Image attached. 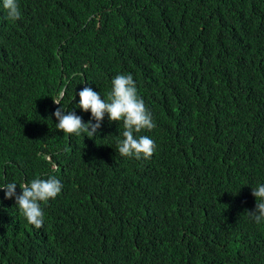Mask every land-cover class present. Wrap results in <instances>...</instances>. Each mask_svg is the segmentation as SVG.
I'll use <instances>...</instances> for the list:
<instances>
[{
  "label": "trees",
  "instance_id": "obj_1",
  "mask_svg": "<svg viewBox=\"0 0 264 264\" xmlns=\"http://www.w3.org/2000/svg\"><path fill=\"white\" fill-rule=\"evenodd\" d=\"M17 3L12 21L0 0V184L63 187L40 231L0 190V264H264L247 215L264 185V0ZM120 74L156 124L135 134L149 160L115 155L107 115L93 138L55 127L61 106L87 123L76 94L106 99Z\"/></svg>",
  "mask_w": 264,
  "mask_h": 264
},
{
  "label": "clouds",
  "instance_id": "obj_2",
  "mask_svg": "<svg viewBox=\"0 0 264 264\" xmlns=\"http://www.w3.org/2000/svg\"><path fill=\"white\" fill-rule=\"evenodd\" d=\"M3 9L7 12V18L12 21L19 20L21 13L17 0H3ZM65 78V77H64ZM65 87L59 95L53 99V107L61 105ZM107 92V98L90 87L83 88L76 94L79 96V104L75 103L78 110L84 111V117L88 120L85 123L74 111H66L58 107L53 113L56 120L57 131L70 135L86 134L87 137H95L102 126L105 115L108 119L104 121V127L110 128L107 133L117 137L114 153L119 152L122 157L135 158L136 160H149L155 150V142L148 136H137L141 130H152L156 127L152 115L147 109L143 99L138 95L137 87L131 74L117 75L111 82ZM95 121V123H93ZM102 128V129H103ZM37 142L43 141V136L32 135L30 139ZM102 153L100 157L114 155L111 143L106 140L100 142ZM39 155V154H38ZM45 159L52 161L51 155H45ZM55 169L58 165H54ZM17 184H0V190L5 193L6 199H15L20 213L25 217L36 231H40L45 226V219L41 202L55 199L62 191L63 185L55 176L46 179L34 178L30 182L19 185L20 194H17ZM252 195L256 199L255 210L248 211L247 215L257 224L264 221V185H257L252 188ZM115 244L119 248L118 233L115 235Z\"/></svg>",
  "mask_w": 264,
  "mask_h": 264
}]
</instances>
